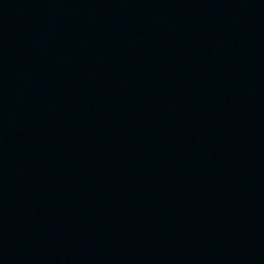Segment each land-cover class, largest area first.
<instances>
[{"label":"water","instance_id":"95a60500","mask_svg":"<svg viewBox=\"0 0 264 264\" xmlns=\"http://www.w3.org/2000/svg\"><path fill=\"white\" fill-rule=\"evenodd\" d=\"M0 264H264V0H0Z\"/></svg>","mask_w":264,"mask_h":264}]
</instances>
